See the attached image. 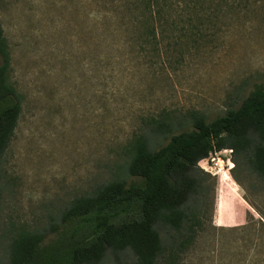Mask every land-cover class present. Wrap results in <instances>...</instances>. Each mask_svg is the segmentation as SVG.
Returning a JSON list of instances; mask_svg holds the SVG:
<instances>
[{"label":"rangeland","instance_id":"1","mask_svg":"<svg viewBox=\"0 0 264 264\" xmlns=\"http://www.w3.org/2000/svg\"><path fill=\"white\" fill-rule=\"evenodd\" d=\"M106 1L114 3L0 0L9 80L20 98L0 155V264H9L17 234L45 233L48 241L72 200L132 180L125 153L147 121L189 112L209 121L253 85L264 88V0L213 2L199 19L185 13L155 45H143L122 0ZM231 157L223 149L198 163L207 175L203 231L175 264H264V231L241 230L247 214L255 227L262 221L242 197L264 214V196L241 165L239 186L233 182ZM131 260L108 254L97 264Z\"/></svg>","mask_w":264,"mask_h":264},{"label":"trees","instance_id":"2","mask_svg":"<svg viewBox=\"0 0 264 264\" xmlns=\"http://www.w3.org/2000/svg\"><path fill=\"white\" fill-rule=\"evenodd\" d=\"M133 15L143 45L163 40L176 20L195 19L213 2L229 0H122ZM112 4L114 1L104 2ZM108 12V9H105ZM188 18V17H187ZM172 20V21H171ZM189 20V19H187ZM20 114V98L9 80L6 44L0 27V155L8 145ZM147 133L128 144L125 176L72 200L60 214L63 229L45 240V233L21 232L10 243L9 264H97L108 254L127 253L131 264H175L203 231L204 194L201 160L212 152L232 153L234 169L249 172L264 196V88L253 85L235 108L206 121L198 112L182 119H151ZM260 217L254 226L246 215L244 231H264V214L242 197ZM55 230V227H52ZM258 228V229H257Z\"/></svg>","mask_w":264,"mask_h":264},{"label":"built area","instance_id":"3","mask_svg":"<svg viewBox=\"0 0 264 264\" xmlns=\"http://www.w3.org/2000/svg\"><path fill=\"white\" fill-rule=\"evenodd\" d=\"M230 151V150H229Z\"/></svg>","mask_w":264,"mask_h":264}]
</instances>
